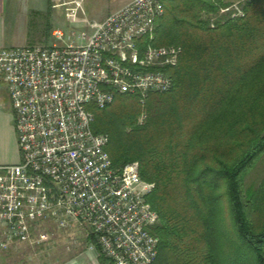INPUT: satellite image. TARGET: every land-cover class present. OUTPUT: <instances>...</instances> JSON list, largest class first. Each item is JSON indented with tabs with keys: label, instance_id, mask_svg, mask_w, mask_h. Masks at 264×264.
I'll return each mask as SVG.
<instances>
[{
	"label": "trees",
	"instance_id": "obj_1",
	"mask_svg": "<svg viewBox=\"0 0 264 264\" xmlns=\"http://www.w3.org/2000/svg\"><path fill=\"white\" fill-rule=\"evenodd\" d=\"M233 1L166 3L151 43L182 48L173 88L144 103L116 93L111 105L92 106L113 167L138 162L154 184L155 264H264V179L245 185L264 154V0L243 17L220 14ZM87 241L97 264H114L94 236Z\"/></svg>",
	"mask_w": 264,
	"mask_h": 264
},
{
	"label": "built area",
	"instance_id": "obj_2",
	"mask_svg": "<svg viewBox=\"0 0 264 264\" xmlns=\"http://www.w3.org/2000/svg\"><path fill=\"white\" fill-rule=\"evenodd\" d=\"M170 1L131 0L85 30L55 29L48 46L0 47L21 154L18 164L0 165L1 249L47 243L52 226L78 228L114 264H155L159 215L147 201L154 184L138 162L113 167L109 135L92 129V106L111 105L116 93L144 103L173 88L182 48L151 43ZM252 1L220 14L243 17Z\"/></svg>",
	"mask_w": 264,
	"mask_h": 264
},
{
	"label": "rangeland",
	"instance_id": "obj_3",
	"mask_svg": "<svg viewBox=\"0 0 264 264\" xmlns=\"http://www.w3.org/2000/svg\"><path fill=\"white\" fill-rule=\"evenodd\" d=\"M44 1L39 14L27 13L22 22L5 24L0 31V47L51 45L53 30L61 29L66 36L72 31L85 30L91 22L102 21L112 10L131 0ZM25 4L24 1L22 5ZM39 6L41 7V2ZM140 119L144 120L145 117L141 116ZM263 179L264 154L249 171L245 185L255 189ZM50 231L53 238L39 246L15 244L8 249L0 248V264H97L98 252L91 249L84 230H58L52 226Z\"/></svg>",
	"mask_w": 264,
	"mask_h": 264
},
{
	"label": "crops",
	"instance_id": "obj_4",
	"mask_svg": "<svg viewBox=\"0 0 264 264\" xmlns=\"http://www.w3.org/2000/svg\"><path fill=\"white\" fill-rule=\"evenodd\" d=\"M24 1L26 4L23 6ZM40 2L41 7L39 6ZM42 4H45L44 0H0V31L4 29L7 22L13 24L22 22L27 13L28 15L39 14ZM20 161L21 154L10 96L6 85L0 84V165H14Z\"/></svg>",
	"mask_w": 264,
	"mask_h": 264
}]
</instances>
